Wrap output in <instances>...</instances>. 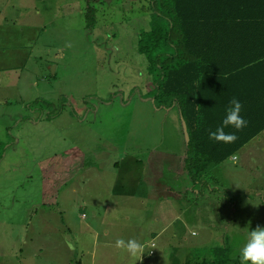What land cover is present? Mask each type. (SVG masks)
<instances>
[{
	"label": "rangeland",
	"instance_id": "1",
	"mask_svg": "<svg viewBox=\"0 0 264 264\" xmlns=\"http://www.w3.org/2000/svg\"><path fill=\"white\" fill-rule=\"evenodd\" d=\"M152 4L0 0V264H64L53 250L64 246L63 233L80 258V238L114 215L112 224L142 237L136 226L154 207L140 204L145 182L181 180L160 161L183 142L179 107L156 104L138 51ZM243 162L229 160L219 175L189 174L204 203L187 228L188 264H213L220 254L240 264L248 234L264 226V165Z\"/></svg>",
	"mask_w": 264,
	"mask_h": 264
},
{
	"label": "crops",
	"instance_id": "2",
	"mask_svg": "<svg viewBox=\"0 0 264 264\" xmlns=\"http://www.w3.org/2000/svg\"><path fill=\"white\" fill-rule=\"evenodd\" d=\"M233 18L241 19L236 16ZM251 18L255 19V17ZM256 18H260L259 15ZM228 19L232 18L229 16ZM220 25L222 26L221 28L215 27L201 30L195 34L197 39L195 41L191 40V45L188 49L191 57L196 54L199 67L206 70L204 71L205 76L200 78V80L204 81L201 82L202 86H200L203 92L199 108L203 116L207 118V121L206 119L203 121H206V123L203 124V119L200 122V126L206 129L204 133L205 140L200 145L203 148H210V144L217 146V148L221 145H226L228 149L237 148L232 155L207 171L215 175H219L220 169H225L224 165L229 160L233 162H238V160L242 162L244 160L243 164L246 165H264V129L261 130L259 128L264 119L263 116L258 114L264 113V109H261V103L258 102L261 99L257 102L254 100L256 103L255 107L258 106L259 108L257 111L249 112L245 108L249 104L246 102L251 100L249 99L252 95L250 90L254 86H251L252 80L261 77V74L257 72H242L247 70V68L253 67L252 63L255 60H264L261 57L264 56V24L228 22ZM233 70H238V72L231 73ZM253 83L256 84L257 82ZM233 97L238 98L243 104L242 111L246 114L247 126L240 130L231 126L225 129L226 133H235L238 137L235 142L224 143L210 139L209 133L215 131L221 125L225 115V108ZM174 106L177 105L175 104ZM179 111L181 114L180 108ZM182 131L184 137L179 149H168L166 153L168 157L160 160L164 162L165 166H172L168 169L169 173L167 174L169 177L177 174L181 180L177 183H172L170 181L171 178L169 181L154 180L149 183L144 181L146 189L138 197L141 205L146 204L147 199L154 202L150 218H147L148 220L146 219L145 223L139 222L136 226L137 229H145L144 236L141 237L140 232L137 236L134 233L133 236L132 231L112 224L110 222L111 219L117 217L114 215L111 219H102L101 229L100 227L96 229L91 225L92 231H90L89 236H92H85V239L81 237L79 240L81 248L85 250L86 254L80 258H74L71 256L74 251L72 242L67 239L68 236L65 233H63L64 237H62L61 230L58 233L63 238L64 246L61 248L55 246L53 250L64 255L63 258L66 259L63 262L64 264H128L132 259H138L139 263L143 262L144 264L189 263V260H186V257L181 255V252L184 249L183 247L188 244L187 228L193 221L198 219V213L201 212L199 204L204 202H201L199 198L200 196L203 197L204 194H202L200 189L196 190L199 183L189 179L190 173L186 168V160L189 156L187 148L189 142L186 141L183 128ZM255 132L258 133L252 135ZM248 135L252 137L246 140ZM176 150L179 151L177 152ZM151 152L153 151L151 150ZM137 161L140 165L142 164V160ZM149 162L153 164L151 160ZM114 166H119V162H116ZM144 170L142 168L141 180H143V175H145ZM150 171L156 172L155 170ZM223 180L225 185H227L228 182L224 178ZM141 219H144V217H140ZM218 219H222V222L230 221L229 216L219 217ZM166 220L167 224L165 223ZM95 223H99L97 217H95ZM194 233L196 232L194 231ZM44 234H47V232H44ZM120 239L125 242L135 240L140 246L139 250L133 255L125 248L117 247L116 241ZM97 243L98 246L96 245ZM174 244L176 247H174ZM168 246L169 248L167 249ZM159 252H161V257L154 258Z\"/></svg>",
	"mask_w": 264,
	"mask_h": 264
},
{
	"label": "trees",
	"instance_id": "3",
	"mask_svg": "<svg viewBox=\"0 0 264 264\" xmlns=\"http://www.w3.org/2000/svg\"><path fill=\"white\" fill-rule=\"evenodd\" d=\"M94 1L96 0H87V3ZM152 8L155 12L152 26L139 36L138 51L148 60L155 86L156 104L159 107H172L176 104L187 122L190 141L187 146L189 156L186 168L195 179H200L211 167L232 155L237 148L228 149L226 145L217 148L212 144L210 148H203L200 145L205 140L206 130L200 126V122L202 119V122L204 119L207 121L199 108L203 92L200 86L204 81L200 78L205 76L206 70L199 67L196 54L190 56L188 49L191 40L195 41V34L201 30L221 28L222 23L264 24V0H153ZM258 15L260 18H256ZM229 16L232 19H228ZM234 16L241 19H235ZM261 57L264 59V56ZM252 65L253 67L242 72H257L261 77L252 80L257 83H251V86L254 85L250 90L251 100L246 102L249 104L245 107L249 112L259 109L258 106L255 107V101L259 99L261 109H264V60H255ZM236 71L238 72L233 70L231 73ZM258 114L264 119V113ZM241 115L247 120L244 111ZM259 128L264 129V122ZM247 137L246 140L252 136ZM227 261L226 256L220 254L213 264H227ZM197 264L209 262L203 259Z\"/></svg>",
	"mask_w": 264,
	"mask_h": 264
},
{
	"label": "clouds",
	"instance_id": "4",
	"mask_svg": "<svg viewBox=\"0 0 264 264\" xmlns=\"http://www.w3.org/2000/svg\"><path fill=\"white\" fill-rule=\"evenodd\" d=\"M242 109V102L233 97L225 108L221 125L209 133V138L224 143L235 142L238 138L235 133H226L225 129L231 126L240 130L247 126V120L241 115ZM116 246L125 248L133 255L140 248L135 240L125 242L120 239L116 241ZM239 260L240 264H264V226H257L248 234L246 242L239 249Z\"/></svg>",
	"mask_w": 264,
	"mask_h": 264
},
{
	"label": "water",
	"instance_id": "5",
	"mask_svg": "<svg viewBox=\"0 0 264 264\" xmlns=\"http://www.w3.org/2000/svg\"><path fill=\"white\" fill-rule=\"evenodd\" d=\"M181 118H182L183 129H184V132H185L186 141L189 142L190 141V135H189V132H188V126H187V122L184 119L182 113H181Z\"/></svg>",
	"mask_w": 264,
	"mask_h": 264
}]
</instances>
